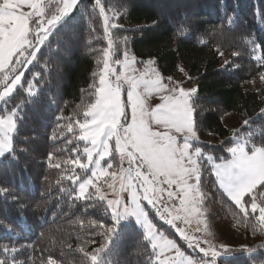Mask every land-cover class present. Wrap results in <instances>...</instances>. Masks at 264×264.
I'll use <instances>...</instances> for the list:
<instances>
[{"label": "trees", "instance_id": "16d2710c", "mask_svg": "<svg viewBox=\"0 0 264 264\" xmlns=\"http://www.w3.org/2000/svg\"><path fill=\"white\" fill-rule=\"evenodd\" d=\"M101 4L110 10L109 23L119 25L110 29L112 60L127 51L140 65L153 61L165 79L187 73L183 83L197 82L195 128L215 141L202 142L206 153L228 159L234 135L244 137L250 146L264 145V91L247 86L264 72L256 59L264 57V0H101ZM94 5L95 0H79L28 65L11 102L0 106V115L18 110L14 153L0 158V247H15L10 256L22 264H47L49 258L57 264H89L79 247L91 252L102 243L95 222L114 223L106 200L77 198L75 176L73 180L68 176L73 175L71 169L77 175L82 170L64 163L77 157L86 162L76 121L83 120V112L97 99L93 84H98L99 76L94 74L108 47L104 16ZM56 6L51 2L46 16L55 14ZM28 82L35 85V95L27 93ZM231 112L243 117L234 131L223 119ZM68 124L73 126L71 132ZM53 131L56 140L51 139ZM50 155L60 162L59 168L50 166ZM199 164L205 205L211 204L214 189L225 215L248 236L264 239L254 218L258 213L249 209V218L242 220L239 208L219 188L204 153ZM155 222L182 250L197 255L172 225ZM144 236L145 230L135 221L122 220L102 254V264H158ZM0 258L5 254L0 252ZM263 261V249L253 253L232 249L220 258L222 264Z\"/></svg>", "mask_w": 264, "mask_h": 264}, {"label": "snow or ice", "instance_id": "6c2138e0", "mask_svg": "<svg viewBox=\"0 0 264 264\" xmlns=\"http://www.w3.org/2000/svg\"><path fill=\"white\" fill-rule=\"evenodd\" d=\"M42 4L43 0H28L27 3L20 5L23 9L24 19L19 24L9 26L5 33V47L0 52V72H4L3 79H0V84L3 85V90L0 91V102L11 96L17 86L22 83L25 76V66L32 64L51 31L63 17L77 7L79 0H62L59 13L52 15L51 18L45 16V8ZM25 7L30 11H25ZM94 7L99 8L100 13L104 16V30L108 39V47L103 54L102 67L97 74H94L99 76V80L98 84H93V88L96 90L95 95L97 93L100 95H97L95 104L87 106V110L83 112V120L76 121L80 130L78 139L85 142L82 152L86 162H82L80 157H77L64 161V163L69 166L75 165L82 170L81 174L77 175L75 170L71 169L73 175L68 176L69 180H73V176H75V181L79 182L77 198L92 200L94 197H98L100 200H106L114 223L106 225L98 221L95 222L96 234L102 237V243L91 252L86 251L83 246L79 247L78 250L88 258L89 264H102V254L111 245L120 222L129 217H134L136 222L143 226L144 238L151 244L158 260L165 253H174L167 259L159 260V264H217V259L220 256L232 250L227 244L216 245L207 238L189 235L186 229L175 224V221H182L187 225L194 217L197 218L199 224L198 217L203 214L201 207L205 194L201 191V169L197 160L192 159L188 151L179 153L173 143L170 145L168 154L155 152L153 145L156 141L146 139L143 144L130 142L128 141V133L131 129H125L124 141L130 143V146L141 153L139 157L141 164L120 168L119 189L116 187L117 172L108 171V169L113 168L112 162H108L106 167L102 166L101 162L110 156L107 145L115 135V132H110L108 140L102 141L105 132L102 127L103 122L109 118L115 107L114 104L112 107H105L102 98L115 101L122 94L125 84L129 86V94L133 97L151 95L153 92L161 94V103L156 105L154 109L157 122L166 123L179 132L187 131L191 133V138L196 139L198 136L194 131V108L190 100L197 89L195 87L187 89L182 86L181 82L173 81L172 77H168L169 83L173 85L170 87L169 83L163 82L160 73L151 67H145L139 76L130 75L129 72H137L134 66L136 62L134 56L130 57L125 51L123 59L112 60L114 52L112 51L113 40L110 29L119 27V25L109 23L110 18L105 13L101 0H95ZM30 24L33 27L30 28ZM256 59L264 66V57L257 56ZM153 63V61L147 62L149 66ZM113 65H122L124 72L117 73ZM6 68L7 71H5ZM180 71L183 72L184 70L181 68ZM8 73L14 75L9 77ZM259 75L261 81H264V72ZM112 77H115V80ZM110 85L111 87H109ZM34 89L35 85L28 82L27 93L35 95ZM141 89L143 93H141ZM261 113H264V108L261 109ZM17 119L18 110L16 108L0 115V157L14 153L13 133L16 131ZM243 123L247 124L248 121L245 120ZM66 127L69 132L72 131V124H68ZM144 135L147 137V133ZM51 139H58L55 131H53ZM188 139L185 137V140ZM102 142L103 149L101 147ZM69 143L71 142L69 141ZM227 151L232 154L231 159L219 164L213 162L212 165L219 186L239 208L242 220L246 221L249 218V209L253 215L258 213V216H254V218L258 221L260 230L264 231V179H260L257 175V158L264 157V145L250 146L248 140L236 138L235 146L229 147ZM125 156L126 148L122 144L119 149L121 164L126 160ZM127 156L131 158L127 160L128 164H134L137 157L133 153H127ZM200 156L201 150L196 149V157ZM185 157H188L196 167L187 168L184 163ZM207 159L213 160L210 156ZM48 162L52 167H60V162L54 161L51 155L48 157ZM144 167L148 169L146 173L142 172ZM89 171L90 175L88 174ZM81 176L84 178L81 179ZM100 180H103V184L97 183ZM104 185L113 192L115 198L108 199ZM173 187L175 190H172ZM89 188H94L95 191L89 192ZM125 192L129 194L128 201H125L121 195ZM245 196L249 198L247 202H245ZM142 201L151 205L161 219H165L167 215H172L167 223L176 229L187 243L188 248L198 250L199 253H203V256H187L174 240L167 239L162 233H158L156 225L149 219ZM166 202L171 203L168 207L161 209L159 205ZM208 228L209 226L205 221L203 228L197 227L196 231H204L210 236L211 233ZM88 243H94V241H88ZM258 247L264 248V244ZM16 251L15 247L8 245L0 247V252L5 254V258H0V264H22L15 257L10 256ZM247 251L251 253L256 251V248H247ZM47 264H57V262L49 258Z\"/></svg>", "mask_w": 264, "mask_h": 264}, {"label": "rangeland", "instance_id": "374dc122", "mask_svg": "<svg viewBox=\"0 0 264 264\" xmlns=\"http://www.w3.org/2000/svg\"><path fill=\"white\" fill-rule=\"evenodd\" d=\"M171 1L173 2V0ZM27 2L28 0H0V52H2L5 47L4 36L9 26H14L16 24H19L24 19L23 9L20 7V5L27 3ZM51 2H55L58 5V7L56 6L55 14H58L60 8L62 7V0H43L42 6L45 8V16L47 14V10L49 9ZM104 9H105V13L109 17L110 10L107 9L106 7H104ZM24 10L30 11V9H28L27 7H25ZM55 14H51L50 16H46V17L51 18V16ZM65 17L61 19V21L55 26L54 29L57 28V26L64 20ZM31 27H33L32 24H30V28ZM54 29L51 31V33L54 31ZM128 54L130 57L134 56L136 58V62L134 66L137 69V72L135 73L129 72L130 75L139 76L140 72L144 71L145 67H151L160 73L161 77H163L164 83H169V81L165 79V76L163 75L161 70L156 65H154V63L151 64L150 66L147 63L140 65L134 53H128ZM119 59H123V56ZM113 66L116 68L117 73L124 72L122 65H113ZM27 67L28 65L25 66V70L27 69ZM179 67L180 69L181 68L183 70L185 69L182 59L179 60ZM5 71H7V68L5 69ZM8 75L9 77H11L14 74L8 73ZM3 76H4V72H0V79H3ZM112 79L115 80V77H112ZM184 79H185L184 73L180 74L177 77L172 78L173 81L181 82L182 86L187 89H190L193 87L198 89L197 82L183 83ZM254 81L255 83H252V81L248 82L247 86L250 88H255V89L257 88L258 90L264 91V81H261L260 78H256ZM21 85L22 83L18 85L17 88ZM169 86L171 87L173 85L169 83ZM109 87H111V85ZM2 90H3V85L0 84V91ZM141 93H143L142 89H141ZM97 95H100V94L97 93ZM160 95L161 94L153 92L151 95H142V96L133 97V96H130L129 94V86L125 84L122 94L118 96L115 101L111 99L102 98V103L104 104L105 107H112L113 104L115 105V107L113 108L112 112L109 115V118L105 119L102 125V127L105 129L104 135L102 137V141L108 140V134L110 132H115V135L112 137L111 141L107 145V148L110 150V156L107 157L105 161H102L101 163H102V166L106 167L108 162H112L113 168L108 169V171L117 172V177H116L117 189H119V176H120L119 170L120 168L121 167L123 168L134 167V165L139 166L141 164V160L139 159L141 153L136 151L132 146H130V143L124 141L125 129H131L128 133V141L137 143V144H143L146 141V139L154 140L156 141V143L153 145V150L161 154H168L170 152V145L174 143L176 149L179 150V153L188 151L191 154L192 159L197 160L198 164H199L200 157L203 155V153L206 159L209 156L213 158V160L211 161L207 159L211 165H213V162L216 164H219V163H222L232 158V154L230 152H229L230 157L228 159H222V160H218L214 153H206L204 146L202 145V142H205V143L215 142L214 138L210 134H201L197 132L195 126H194V131L197 133L198 138L193 139L191 138V133L187 131L179 132L176 130V128L166 123L157 122V119L154 114V109L156 105L161 103ZM9 97H7L3 102H0V106L7 107L8 103L11 102L9 100ZM193 98H194V94L192 95L191 100H190V103L192 104V107L194 108ZM96 101L93 104H95ZM194 119H195V109H194ZM223 119H224L225 124L232 131H234L241 124L243 117L235 112H231L225 115ZM15 132L13 133V138H14ZM144 133H147V137L144 135ZM185 137H188L189 139L185 140ZM236 138H239L241 140H246L244 137L234 135V140ZM122 144H123V147L126 148V156H125L126 160L123 162V164H121L119 161V149ZM234 146H235V141L231 147H234ZM101 147L103 149L104 147L103 142L101 143ZM196 149L201 150L200 157H196ZM127 153H133L137 157V159L134 161V164H128L127 160L131 158L127 156ZM184 163H185V166L189 169L196 167V165L193 164L188 157H185ZM257 163H258L257 175L260 179H264V157H258ZM199 168H200V164H199ZM90 171L88 173L89 175H90ZM147 171H148L147 167L142 168V172L146 173ZM212 171L214 173L213 167H212ZM83 178L84 177L81 176V179ZM74 181H75V178H74ZM192 182L194 183L195 181L193 180ZM75 183L77 184V192H78L79 182L75 181ZM97 183L103 184V180L97 181ZM217 183L219 185L218 180H217ZM165 187L167 186L165 185ZM91 189L92 188H89V191ZM220 189L227 195V193L222 188ZM172 190H175V188L173 187ZM104 191L106 192L108 199L115 198L113 192L110 189H108L106 185H104ZM121 195L125 201L129 200V194L127 192L122 193ZM209 195L211 198V204H209V206L207 207L205 205V201L203 200V204L201 207V212L203 214L198 217L200 221L199 224L197 223V218L195 217L192 218L191 222L187 225L184 224L182 221H175V224L180 228L186 229L189 235H195V236H200L201 238H207L211 240L213 244H216V245H219L221 243L227 244L230 248L236 249V250H246L247 251V248H253V245L255 243L264 242V239H257L254 236H248V234L243 230V228L242 229L240 228L241 226L231 221L225 215L222 209V206H221L220 197L214 189L211 191ZM164 196H166V193H164ZM142 203L146 207V210L149 215V219H151L152 222L156 225L157 232L162 233L165 238L173 240L171 237L166 235L163 231H160L158 228V225L155 222V220L158 219V220H161L167 223V220L171 219L172 215H167L165 219H161L160 216L156 214V210L151 205H148L146 201H142ZM170 203L171 202H166V203L160 204L159 206L161 207V209H163L165 207H168ZM149 207L152 208V212L149 211ZM129 220H133L136 222L134 217H129L128 219L123 220V221H129ZM205 221L207 222L209 226L208 230L211 233L210 236L207 235V233L204 231H199V232L196 231L197 227H200L201 229L203 228V224ZM179 223H182L183 225L180 226ZM138 225L141 228H143L142 225L140 224ZM189 249L193 253H196L197 255L192 256L190 253H186L184 250L182 249L181 250L184 251L185 254L190 257L203 256V253H199L198 250H194L191 248ZM258 249L264 250V248L258 247L256 248V251ZM247 253H250V252L247 251ZM173 255L174 253H165L164 256L159 257V260L167 259L168 257L173 256ZM222 256H225V255H222ZM222 256H220L217 259V264H222L220 262V258ZM159 260L156 257V261L158 262V264H159ZM260 264H264V261L261 262Z\"/></svg>", "mask_w": 264, "mask_h": 264}, {"label": "bare ground", "instance_id": "6f19581e", "mask_svg": "<svg viewBox=\"0 0 264 264\" xmlns=\"http://www.w3.org/2000/svg\"><path fill=\"white\" fill-rule=\"evenodd\" d=\"M198 36V35H197ZM228 40V39H227Z\"/></svg>", "mask_w": 264, "mask_h": 264}]
</instances>
